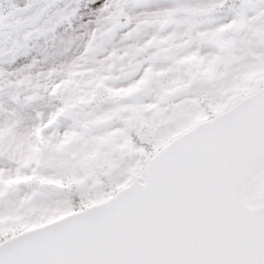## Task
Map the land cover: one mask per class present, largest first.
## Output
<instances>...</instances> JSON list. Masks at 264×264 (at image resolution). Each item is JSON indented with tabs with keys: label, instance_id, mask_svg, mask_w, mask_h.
Here are the masks:
<instances>
[{
	"label": "snow or ice",
	"instance_id": "6c2138e0",
	"mask_svg": "<svg viewBox=\"0 0 264 264\" xmlns=\"http://www.w3.org/2000/svg\"><path fill=\"white\" fill-rule=\"evenodd\" d=\"M97 4L0 105V264H264V0Z\"/></svg>",
	"mask_w": 264,
	"mask_h": 264
},
{
	"label": "rangeland",
	"instance_id": "374dc122",
	"mask_svg": "<svg viewBox=\"0 0 264 264\" xmlns=\"http://www.w3.org/2000/svg\"><path fill=\"white\" fill-rule=\"evenodd\" d=\"M98 7L97 0H0V105L19 108L29 94L15 83L19 70H46L66 59L94 26Z\"/></svg>",
	"mask_w": 264,
	"mask_h": 264
}]
</instances>
